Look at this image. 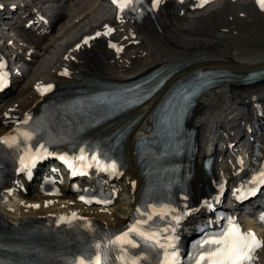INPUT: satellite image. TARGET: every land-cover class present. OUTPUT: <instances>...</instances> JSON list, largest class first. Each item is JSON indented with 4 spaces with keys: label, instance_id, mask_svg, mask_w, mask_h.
<instances>
[{
    "label": "bare ground",
    "instance_id": "obj_1",
    "mask_svg": "<svg viewBox=\"0 0 264 264\" xmlns=\"http://www.w3.org/2000/svg\"><path fill=\"white\" fill-rule=\"evenodd\" d=\"M101 1L103 0L95 6L91 5V0L58 2L50 10L54 19L51 34L46 37L35 36L39 34V30L34 29V26L24 25L25 37L30 42L28 46L38 50L28 57L32 62L26 65L40 61L42 56L50 55L55 46L58 47V52L56 51L55 56L51 55L50 61H46L47 64L42 61L36 74L31 75L28 82H24L21 77L14 87L0 97V140L11 134L12 127L6 128L8 122L23 117L27 111L40 105L41 91H38V87L46 88L48 85L66 82L69 79L63 74L65 72L70 74L86 71L118 82L138 77L163 63L195 61L174 75L164 91L177 80L198 69H220L234 76L206 92L199 99L190 120V125L197 130L199 139L195 165L198 168L204 156L213 153L218 175L229 179L239 164L238 157L242 146L238 144L246 132L252 134V128L255 131L259 128V139L264 143V79L255 85H244L239 78L249 72L264 69V11L259 12L256 9V0H220L212 5H204V0H161L160 12L153 20L137 25L123 23L114 26L113 19L107 17L92 26L89 23L100 11ZM33 3L38 4L39 1L33 0ZM200 5L204 6L199 9ZM31 11L32 9H27L22 14ZM65 21L68 24L64 27ZM84 23L88 28L81 31L80 27ZM59 25H62L59 37L66 36L72 29L76 30L75 36L72 35L71 40L62 45L56 43L53 37ZM106 28L113 30L105 35L109 37V44H116L117 48L123 47L121 53L113 52L106 43L99 40L90 45L80 44L84 36H92L93 40L98 37L97 33L104 34ZM38 45L41 46L37 47ZM80 46L82 47L77 50ZM161 96L151 108L149 107L155 98L144 107L96 130L97 135L104 136L121 126L131 124L133 119L141 116L140 120L133 123L132 133L123 152L126 169L113 177L115 184L123 188L120 195L111 199L117 209L110 212L86 208L75 202L74 192L67 196V191L57 200L67 199L73 205L52 208L49 204H44L41 207H30L26 202L23 207H19L16 198H13L8 199L10 201L7 203H1L0 210L13 223L50 213H74L78 217L102 220L108 230H117L128 224L140 198L139 187L142 184L139 171L135 167L134 142L148 136L145 125ZM21 181L26 185V179ZM13 183L4 190L16 187ZM34 187L37 184H27L24 191ZM24 191L19 189L17 196L23 198ZM202 199L201 189L196 184V206ZM7 207H12L15 211H9Z\"/></svg>",
    "mask_w": 264,
    "mask_h": 264
},
{
    "label": "snow or ice",
    "instance_id": "obj_2",
    "mask_svg": "<svg viewBox=\"0 0 264 264\" xmlns=\"http://www.w3.org/2000/svg\"><path fill=\"white\" fill-rule=\"evenodd\" d=\"M113 4L117 7L119 13H124L125 10L138 11L137 5L143 3V0H112ZM161 3V0H152V9L158 7ZM259 8L264 11V0H256ZM113 30L108 28L104 35H108ZM100 33H97L99 36ZM92 39V38H89ZM85 44L88 43L86 39ZM115 47V45H111ZM2 67V65H0ZM68 75L67 72L63 73ZM4 78L0 76V86L3 84ZM51 85H48L46 88L38 87V91H41L43 94L46 91L51 90ZM30 119V117L28 118ZM28 119H25L23 123L27 124ZM33 139L32 133L26 130L18 132L17 136L6 138L0 140V144L7 145L10 148H16L18 151L22 152L20 156V166L21 170H28L29 175L30 169L35 166L36 162L40 159H43L47 156L52 155L47 152L44 145H40L35 151L32 148L27 147V142ZM24 145V146H22ZM68 164L69 167H72L71 161L67 157H59ZM76 159L81 161H88V157L85 155V151L82 148L80 150L79 157ZM91 160L95 162V167L98 170L110 171L113 174H116L117 168L114 163L104 165L101 163L100 159L93 155ZM86 167H92V163H86ZM257 180L264 182V172L257 177ZM255 182V181H254ZM240 198H244V194ZM89 203V201H84ZM139 211V210H138ZM166 213H148L141 215H146V219L142 221H137L135 225L130 226L129 229L120 235L116 236L114 239L109 240L103 247L106 249L111 247L117 251L118 255L116 260L119 261V264H151L149 257L147 255H142L140 253H131V249H135L141 246V242L148 248H159L163 249L164 259L162 264H179V257L176 251L169 252V249H175V240L171 235L161 239L162 232H171L174 229L164 228L163 230L156 229L153 230L149 224V221L152 220L153 215L162 216ZM75 214H73V219ZM61 222L71 223V220H68L64 217L60 218ZM176 223H179V218H177ZM207 246V247H206ZM97 250L95 253H82L81 256L69 264H107V255L104 254L102 260L100 243L94 245ZM198 251L193 253L191 259L193 264H254L256 259V253L264 248V241L259 240L256 235L252 232L243 233L241 232L239 226L232 225L224 232L215 236L211 239H206L202 241L198 246ZM161 264V262H157Z\"/></svg>",
    "mask_w": 264,
    "mask_h": 264
},
{
    "label": "rangeland",
    "instance_id": "obj_3",
    "mask_svg": "<svg viewBox=\"0 0 264 264\" xmlns=\"http://www.w3.org/2000/svg\"><path fill=\"white\" fill-rule=\"evenodd\" d=\"M98 1L100 2V0H91V5H92V6H95V5L99 4ZM101 2H102L101 8H100V11H101V12L99 11L98 13H96V14L93 16V19H92V20L90 21V23H89L90 25L93 24V23L96 21V20H95V19H96L95 16H99V17H101V18H102V16H103V17H106V16H107V14L105 15V11H104V9H103V8H104V3H105V2H103V1H101ZM69 3H70V2H69ZM95 3H96V4H95ZM72 20H73V19H71V21H72ZM64 23H65V24H64V27H65V25H67L68 23H67L66 21H65ZM96 24H97V23H94L92 26H94V25H96ZM84 25H85V26H84ZM59 26H60V25H59ZM61 26H62V25H61ZM61 28H62V27H61ZM61 28H60L59 30L57 29V30L53 33V35H54L53 37H55L56 42H57L58 39L61 38V37H59V33H60L59 31L61 30ZM80 28H81V31H83V30H87L88 26H87L86 23H84V24L81 25ZM75 32H76V30L72 29L71 32H70L69 34H67V36H65L63 39H61V41H60V45L66 43V42H68V41H70L72 35H74ZM74 36H75V35H74ZM47 42H48V41H47ZM51 49H52V48H51ZM56 51L58 52V47L55 46V47L53 48V51L51 52L50 55H48V56L46 55L45 57H42V58L40 59V61H39V64L37 63L32 69H29V70H28V71L31 70L30 73L27 71V73H29V74L26 73L28 76L25 74V78H24L23 81H24V82H28V80H30L29 77H30L31 75H33V74H36L37 68L40 67L41 62H42V61H45V62H46L47 60H48V62H49L50 59H51V58H50L51 55H54V56H55ZM54 56H53V57H54ZM47 57H48V58H47ZM46 64H47V62H46ZM38 66H39V67H38ZM25 80H26V81H25Z\"/></svg>",
    "mask_w": 264,
    "mask_h": 264
}]
</instances>
